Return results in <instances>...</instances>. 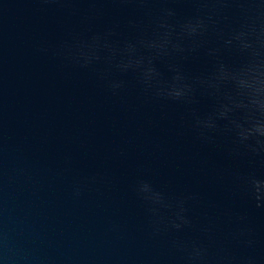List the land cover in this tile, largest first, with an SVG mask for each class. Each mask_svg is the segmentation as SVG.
<instances>
[{"label":"water","instance_id":"1","mask_svg":"<svg viewBox=\"0 0 264 264\" xmlns=\"http://www.w3.org/2000/svg\"><path fill=\"white\" fill-rule=\"evenodd\" d=\"M0 264H264V0H0Z\"/></svg>","mask_w":264,"mask_h":264}]
</instances>
